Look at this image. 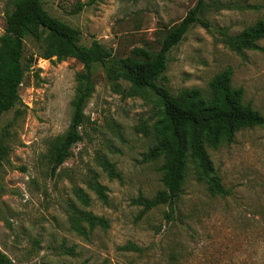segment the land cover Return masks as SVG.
Segmentation results:
<instances>
[{
    "label": "rangeland",
    "instance_id": "obj_1",
    "mask_svg": "<svg viewBox=\"0 0 264 264\" xmlns=\"http://www.w3.org/2000/svg\"><path fill=\"white\" fill-rule=\"evenodd\" d=\"M88 1L47 0L45 8L78 28L84 45L98 43L122 59L136 49L157 52L199 0H104L72 13ZM204 1L201 17L214 29L196 25L172 50L167 87L177 96L197 89L209 97L212 81L230 70L233 87L244 89V104L264 115V40L263 51L239 55L218 32L236 35L264 19V0ZM12 9V0H0V35ZM25 43L32 67L20 88L23 102L0 120V136L10 148L0 166V250L15 264H264L263 128L243 129L232 144L208 148L230 197L212 196L191 169L173 212L169 205L144 212L136 201L164 189L163 161L145 158L155 144L156 97L131 96L128 83L112 84L96 66L83 141L52 177L48 152L70 126L84 65L45 59L32 37ZM106 162L118 177L110 178ZM94 183L107 188V203ZM78 211L104 217L110 226L81 236L71 228Z\"/></svg>",
    "mask_w": 264,
    "mask_h": 264
},
{
    "label": "trees",
    "instance_id": "obj_2",
    "mask_svg": "<svg viewBox=\"0 0 264 264\" xmlns=\"http://www.w3.org/2000/svg\"><path fill=\"white\" fill-rule=\"evenodd\" d=\"M45 1L12 0L13 9L8 13L4 33L0 35V120L23 102L20 88L26 72L32 67V60L26 53L27 37L40 43L45 59L73 58L84 65L70 126L53 141L48 152L51 176L59 175L61 167L72 156L73 147L83 141L81 130L86 121V103L95 89V67L102 66L112 84L119 85L124 81L130 85L131 96L150 93L157 99L158 119L153 124L155 144L145 158L148 162L163 161L160 170L164 189L151 199L140 197L136 201L143 211L169 205L173 212L191 169L197 181L208 186L212 196L230 197L232 191L224 186L208 148L232 144L243 129H264V115L244 104V89L233 87L230 70L223 71L212 81L209 97L197 89L174 95L167 87L165 77L170 53L191 28L199 25L209 31L214 29L211 22L201 17L206 2L199 0L185 18L166 33L157 52L136 49L133 55L119 59L98 43L84 45L81 31L52 16L45 8ZM103 1L78 3L72 13L77 14L86 5ZM218 32L224 44L239 55L246 51H263L259 42L264 40V19L236 35H230L227 29ZM9 155L10 148L0 136V166ZM104 166L110 178L118 177L113 165L106 162ZM92 189L99 199L108 202L105 186L94 183ZM77 196L84 206L89 205L90 200L84 192L77 191ZM109 226L107 219L91 212L78 211L71 218V228L84 237L97 227L107 229ZM0 264L15 263L0 250Z\"/></svg>",
    "mask_w": 264,
    "mask_h": 264
}]
</instances>
